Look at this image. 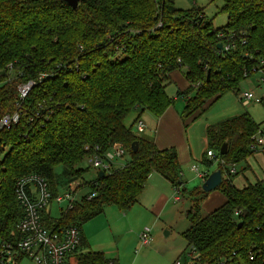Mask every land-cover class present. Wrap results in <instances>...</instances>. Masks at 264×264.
<instances>
[{
	"label": "trees",
	"instance_id": "obj_1",
	"mask_svg": "<svg viewBox=\"0 0 264 264\" xmlns=\"http://www.w3.org/2000/svg\"><path fill=\"white\" fill-rule=\"evenodd\" d=\"M217 12L226 22L215 28L202 8L178 9L174 0H78L76 7L63 0H0V118L19 112L16 124L0 129V247L14 248L18 238L17 179L41 174L56 194L55 167H63L66 184L81 178L88 167H76L89 154L86 145L101 152L122 147L129 159L88 183L93 197L60 208L56 219L45 217L49 224L81 228L106 205L127 210L139 201L151 173L178 193L184 189L175 148L160 149L123 122L132 111L136 118L144 111L160 117L184 98L186 128L264 67V0H222ZM224 42L233 47L218 49ZM174 70L189 83L176 98L165 91ZM28 80L35 85L19 100L17 85ZM259 130L246 112L206 127L207 149L222 160L214 190L225 201L203 216L200 203L207 192L199 186L189 192V226L181 236L198 264H264V177L241 188L233 183L249 167L251 137ZM223 143L227 152L220 155ZM202 162L214 161L202 155ZM76 260L109 259L88 249Z\"/></svg>",
	"mask_w": 264,
	"mask_h": 264
},
{
	"label": "rangeland",
	"instance_id": "obj_2",
	"mask_svg": "<svg viewBox=\"0 0 264 264\" xmlns=\"http://www.w3.org/2000/svg\"><path fill=\"white\" fill-rule=\"evenodd\" d=\"M221 6L222 0H174V7L178 9H189L192 7L202 8L205 19L210 21L215 28L223 26L226 22V16L217 12ZM263 89L264 67L252 71V74L240 83L237 93L227 92L223 97L219 98L212 107L207 121L212 124L211 122L214 120L218 121L246 112L254 122L259 124L260 129L264 130V103L250 102L243 106L239 101L241 92L252 90L255 94L259 95ZM166 92L170 95L169 97L176 95V86L173 82L169 83ZM173 104H175L176 109L179 111V114H181L184 100H177ZM135 116V111L130 112L125 117L123 123L126 126L132 125ZM196 122L195 129H193L195 130V139L191 143V152L194 157L192 162L195 163L194 165L197 166L199 171H203L205 168L212 171L216 168L217 162L214 161L212 164L207 165L201 161L202 153H204L203 155L205 156V151L208 146L205 134L206 124L199 123L200 120ZM132 130L139 136L149 138L153 136L149 133L148 129L137 132L134 124L132 125ZM192 139L191 136V140ZM253 154L251 157H253ZM128 159L129 157L125 152L122 158L113 161L112 167L117 168L128 161ZM253 159H256V157ZM250 164L256 171L254 174L259 176L260 166L258 162V167L256 163L253 164L251 162ZM260 164L262 166L264 165L262 160H260ZM88 166L89 163L87 159L84 158L76 168H86ZM243 166L244 161L238 162L236 164V170L241 171ZM248 169H250V171L253 170L250 165ZM62 171L63 167L61 165L56 166L54 169L56 175L55 186L60 194L64 192L63 190L65 188H63V185L65 184L66 178V175ZM185 173L186 175L183 181L184 189L176 193L173 188L172 193L169 194L171 198L166 201L165 206L158 212L154 209H150V207L153 206L156 195L163 190L159 182H154L152 185L153 178L154 180L162 182L160 175L158 176V174L154 173L156 175H152L148 179V185L147 188H145L146 190L143 198L131 208L121 210L115 205L109 204L104 207L101 213L81 223L82 232L87 241L92 245V249H100L105 258H115L120 264H174L175 261L179 259L181 264H191V258L194 254L190 251L189 247H186V242L182 238L181 233L189 226L186 217V211L191 206L189 192L195 187H201L202 180L191 168H186ZM243 173L234 177L233 183L236 186L241 185L242 181L245 180V176L247 179L252 180V175L244 176ZM96 175L97 170L89 166L82 177L78 178L77 181L88 183V181L96 177ZM255 175L254 177H256ZM151 185L154 186V188H152ZM51 188L53 189L54 186L51 185ZM89 189V186L86 184L79 187L75 193V200H79ZM209 192H207V194ZM174 196H178L180 201L174 202L172 199ZM66 204V201L58 203L53 200L48 208L51 216L55 218L58 217L60 208H64ZM200 207L201 214L203 216L206 215L208 210L204 208L203 203H200ZM144 228L149 229L150 241L148 244H142L139 238V233ZM189 254H191L192 257L189 256ZM19 264L35 263L24 256L20 259Z\"/></svg>",
	"mask_w": 264,
	"mask_h": 264
},
{
	"label": "built area",
	"instance_id": "obj_3",
	"mask_svg": "<svg viewBox=\"0 0 264 264\" xmlns=\"http://www.w3.org/2000/svg\"><path fill=\"white\" fill-rule=\"evenodd\" d=\"M232 47L233 44L230 42H224L221 49L228 51ZM263 63L264 59H261L260 64ZM43 76L44 74H40L38 80L40 81ZM34 85L35 82L33 80L19 83L17 85L19 100H23ZM239 101L243 106L250 102L264 103V89L259 95L252 90H245L240 93ZM20 103L17 104L18 109L20 108ZM18 121V110L11 114H4L0 118V129H9ZM133 124L137 132L144 130V122L139 117L133 121ZM251 139L253 141L250 147L254 152L258 150L264 151V130L257 131ZM84 148L89 150V154L85 158L89 166L95 168L97 172L102 170L104 174L112 170L114 160L125 155V150L122 147H114L104 152H101L98 146L91 149L86 145ZM205 155L207 159L222 163V160L212 149H207ZM191 169L202 181L207 177V173L199 171L196 165L193 164ZM95 178H97V175L88 183L94 181ZM88 183L78 182L75 179L67 184V189L63 194H54L49 182L41 174L32 172L19 177L14 186V196L20 210V217L15 226L18 238L14 248L8 244H3L0 247V264H19L20 259L24 256L35 264H77L76 257L80 253L82 243L79 226L76 224L61 226L56 222L49 224L45 221V217L49 216L52 219H56L51 217L48 211L53 200L58 203L66 201L67 204L64 208H71L78 188L85 184L88 185ZM174 189L178 193V189ZM85 196L86 199H90L94 196V193L87 192ZM177 199L175 196V200ZM139 238L142 244H148L150 241L149 229L144 228L139 233ZM105 264L120 263L116 259H109ZM174 264H181L180 259L176 260ZM191 264H198L193 257L191 258Z\"/></svg>",
	"mask_w": 264,
	"mask_h": 264
},
{
	"label": "crops",
	"instance_id": "obj_4",
	"mask_svg": "<svg viewBox=\"0 0 264 264\" xmlns=\"http://www.w3.org/2000/svg\"><path fill=\"white\" fill-rule=\"evenodd\" d=\"M172 82L176 86V91L177 90H184L189 85L188 81L185 79L183 73L180 70H174L170 73V82L169 83H172ZM167 86H166V88H167ZM165 91H166V89H165ZM167 95L170 96L168 93H167ZM172 98H176V95H173ZM177 100H184V98H180ZM214 104L207 111H205L202 115H200L198 118L191 121L186 128L184 127L183 121L181 119V114H179V111L176 109L175 104H172L171 106H169L160 117H155L153 114H151L148 111L143 112L139 117L144 122V130L148 129L149 133L153 135L151 137L154 140V143L158 148H160V149H164V148H168V147H174L175 148V150L177 152V157H178L179 163L181 165V179H182V181H184V177L186 175L185 169L186 168L190 169L191 166L193 164H195L192 162V159H194V157H193L192 152H191V143L195 139V130H193V129H195V124L197 123L196 121L200 120L199 123H204V125L206 124V127H207L210 124L207 121L208 115H209L210 111L212 110V107L214 106ZM135 114H136V116H135L134 120L136 119L138 113L135 111ZM151 115L153 116V118ZM213 122L215 123V122H217V120H214L211 123H213ZM191 136L193 138L192 140H191ZM203 154L204 153H202V155ZM263 154H264L263 150H258L256 152H254L253 157H251V156L248 157V164L250 165V167L252 169H253V166L250 163L251 162L253 164L256 163V165H257V162H258V164L260 166L259 167L260 168L259 169L260 174H259V176L257 174L255 175L254 172L256 173V171L254 169L252 171H250V169L246 170L243 173L244 176L245 175H252L253 176L252 180L247 179L245 176V180L242 181L240 186H237L238 188L243 187L247 182H254L256 178H263L264 177V165L262 166L260 164V160H262V162L264 163V157H263L264 155ZM254 157H256V159H253ZM259 158H260V160H259ZM195 161H197V160H195ZM201 161H202V157H201ZM120 166H122V164ZM257 167H258V165H257ZM215 170H216V168H214L212 171H210L208 168H205L203 171H206L207 176H208V174H210L211 172H213ZM252 172L256 177H254ZM156 174L151 173L150 176L156 175ZM158 176H159V174H158ZM160 177H161L162 182H160L159 180H154V178L152 179V185L154 184V182H159L160 185H162V187H163V190L161 192H159L158 195H156V197L153 201V206L150 207V209H154L156 212L160 211L165 206L166 201L169 198H171V196L169 194L172 193V191H173V186L169 183V181L167 179H165L164 177H162L161 175H160ZM148 179H147V184L145 185V188H147ZM63 188H65L63 191H65L67 189L66 183L63 185ZM145 188H144L143 193L141 194L139 200H141L143 198V195H144L145 190H146ZM152 188H154V186H152ZM56 193H58L57 189H56ZM58 194H60V193H58ZM176 197L178 198L177 200H175V196L172 197L173 201L174 202L180 201L179 197L178 196H176ZM224 201H225V198L219 191L212 190L211 192H209L207 194V196L202 201V203L204 205V208H206L208 210V212H210L213 209H215L216 207L220 206L222 203H224ZM48 211H49V209H48ZM49 213H50V211H49ZM53 218H55V217H53ZM80 231H81V235H82V243L80 246V252H84V251L86 252L88 249L94 250V249H92V245L85 238L81 228H80ZM81 250H83V251H81ZM94 251H101V250L95 249ZM112 259H115V258H112Z\"/></svg>",
	"mask_w": 264,
	"mask_h": 264
},
{
	"label": "water",
	"instance_id": "obj_5",
	"mask_svg": "<svg viewBox=\"0 0 264 264\" xmlns=\"http://www.w3.org/2000/svg\"><path fill=\"white\" fill-rule=\"evenodd\" d=\"M63 1L66 2L68 5H70L71 7H76L77 6V3H78V0H63ZM217 48L218 49H221L222 48V44L221 43H218L217 44ZM208 78H209V74H207V76H206V79L207 80H208ZM131 150H132V152H135L137 150V142L136 141H133L131 143ZM218 152H219L220 155H224L227 152V144L226 143H223L220 146ZM103 175H104V173H103L102 170H99L97 172V177H101ZM221 177H222V175H221V171L220 170L217 169V170L211 172L202 181V183H201V189L204 192H209V191L214 190L218 186V184L220 183ZM238 225H240V223Z\"/></svg>",
	"mask_w": 264,
	"mask_h": 264
}]
</instances>
